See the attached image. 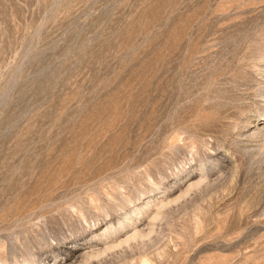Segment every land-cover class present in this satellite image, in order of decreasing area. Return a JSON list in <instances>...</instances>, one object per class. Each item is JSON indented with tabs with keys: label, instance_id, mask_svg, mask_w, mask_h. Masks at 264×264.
Instances as JSON below:
<instances>
[{
	"label": "rangeland",
	"instance_id": "rangeland-1",
	"mask_svg": "<svg viewBox=\"0 0 264 264\" xmlns=\"http://www.w3.org/2000/svg\"><path fill=\"white\" fill-rule=\"evenodd\" d=\"M79 253L264 264V0H0V264Z\"/></svg>",
	"mask_w": 264,
	"mask_h": 264
},
{
	"label": "bare ground",
	"instance_id": "bare-ground-1",
	"mask_svg": "<svg viewBox=\"0 0 264 264\" xmlns=\"http://www.w3.org/2000/svg\"><path fill=\"white\" fill-rule=\"evenodd\" d=\"M137 233H139V232H137ZM83 254L84 253H81V254L79 253V255H77V256H75V255L71 256L72 258L67 261V264H76L78 262V258L83 257ZM86 256H88L87 253H86Z\"/></svg>",
	"mask_w": 264,
	"mask_h": 264
}]
</instances>
